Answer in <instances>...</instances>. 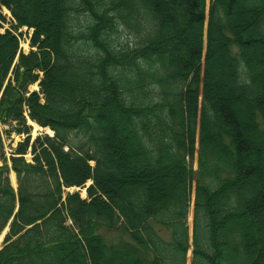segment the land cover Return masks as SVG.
I'll use <instances>...</instances> for the list:
<instances>
[{
  "label": "trees",
  "instance_id": "1",
  "mask_svg": "<svg viewBox=\"0 0 264 264\" xmlns=\"http://www.w3.org/2000/svg\"><path fill=\"white\" fill-rule=\"evenodd\" d=\"M0 120V264H264V0H0Z\"/></svg>",
  "mask_w": 264,
  "mask_h": 264
},
{
  "label": "rangeland",
  "instance_id": "2",
  "mask_svg": "<svg viewBox=\"0 0 264 264\" xmlns=\"http://www.w3.org/2000/svg\"><path fill=\"white\" fill-rule=\"evenodd\" d=\"M2 12L4 15V19L2 20L3 27H1V29L4 30L6 28H10L13 32H15L18 35L19 40H20V48L23 51L28 52L32 48L30 39H31V33L33 32V28H29L27 25H21L19 27H15L14 23H16L17 21L14 18L13 14L11 13L10 9L6 7L5 5H2ZM136 37L137 36L134 33H129V32L127 33L125 31L121 34V38L124 42L131 41V43H133ZM35 88L37 89L39 88V81H35L30 84V89H35ZM33 121L34 120H32L30 117L28 118V122L30 123V132L33 138L39 133L48 132L52 134L54 132L50 126H44V125L39 124L36 121L34 122ZM0 126H1L2 134H3L4 149L7 154V157H9L11 153L14 151V149L16 148V146L18 145L19 141L24 139L27 133L19 132L15 128L12 129L11 124L4 123L1 120H0ZM25 155L28 159H31L32 154H31L30 149ZM9 162L11 163L10 160ZM1 163H3L2 159H0V164ZM12 169L13 168H11V170ZM89 183H90V180H88L87 184ZM75 189H81V192L83 195H86L87 193L86 187L72 186V187L67 188V190H71V191ZM188 222L190 223V226L193 224L192 223L193 222V204H191V207H190ZM100 231L104 233L108 241H116L120 239L121 237H124V238L129 237V234L127 232H124L120 229L112 230V229L101 228ZM162 234L165 235L166 237H169L170 231L168 229H163ZM2 244H3V239L0 242V246H2ZM191 261H192V250L188 252V264H191Z\"/></svg>",
  "mask_w": 264,
  "mask_h": 264
},
{
  "label": "bare ground",
  "instance_id": "3",
  "mask_svg": "<svg viewBox=\"0 0 264 264\" xmlns=\"http://www.w3.org/2000/svg\"><path fill=\"white\" fill-rule=\"evenodd\" d=\"M37 124V123H36ZM10 175H11V179H12V182L15 186H17L18 182H17V175H16V172L12 169V171L10 172ZM7 230V227L4 229V231L1 233L0 235V242L1 240L3 239V236H4V233L6 232Z\"/></svg>",
  "mask_w": 264,
  "mask_h": 264
}]
</instances>
